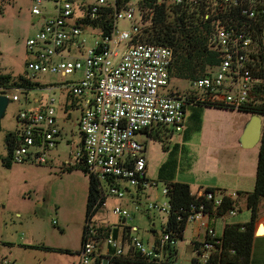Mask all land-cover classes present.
<instances>
[{"label": "built area", "instance_id": "1", "mask_svg": "<svg viewBox=\"0 0 264 264\" xmlns=\"http://www.w3.org/2000/svg\"><path fill=\"white\" fill-rule=\"evenodd\" d=\"M145 1L35 0L32 13L43 16L44 23L27 42L30 59L25 78L52 74L74 80L35 90L0 88V95L10 102H21L24 97L32 105L17 117L20 143L12 153L14 164L49 163L48 154L57 148L63 133L54 92H62L67 119L71 111L80 112L81 144L72 162L85 165L100 196L86 222L79 264H126L132 250L139 253L143 264H166L170 234L163 235L153 248L147 247L133 236L139 228L127 224L132 216L121 204L112 209V215L120 219L117 225L100 218L110 199L123 201L131 194L140 211L142 194L158 188L148 174L146 142L137 136L145 133L150 138L159 127L183 132L189 103L241 110L254 108L264 99V0H157L174 19L184 14L196 25H210V45L222 57L210 75L194 81V90L186 93L170 90L173 48L138 40L142 29L152 25L145 15L155 14L145 7ZM47 3L52 4L51 9ZM121 20L131 21V30L119 31ZM87 32L92 43L85 37ZM130 188L136 192L131 193ZM205 192L197 196L214 201L215 209L222 205V193ZM163 195L166 201L157 197L145 212L165 214L167 223L171 205L166 186ZM225 196L235 202L238 199L235 192ZM205 210L201 205L187 221L188 225L196 223L197 233L205 235L201 242L196 241L201 245L194 253L197 264H213L216 248L221 246L217 221ZM239 212L238 203L226 217Z\"/></svg>", "mask_w": 264, "mask_h": 264}, {"label": "rangeland", "instance_id": "2", "mask_svg": "<svg viewBox=\"0 0 264 264\" xmlns=\"http://www.w3.org/2000/svg\"><path fill=\"white\" fill-rule=\"evenodd\" d=\"M35 0H0V75L14 79L27 74V42L41 30L43 16L33 15ZM52 8L51 3L45 5ZM44 11V7L42 9ZM119 31L131 30L132 22L121 20ZM92 43V35L85 34ZM38 86L65 84L73 77L38 75L31 79ZM192 80L171 79L170 90L186 93L194 90ZM47 94V93H45ZM37 91L31 95L35 98ZM46 96V95H45ZM58 108L59 124L63 129L57 148L48 154L46 165H5L8 158L6 139L18 130L17 117L21 110L31 108L24 97L21 102H10L1 120L0 130V264H79L83 233L87 222L89 174L74 166L72 159L80 150L81 133L78 126L80 112L73 110L70 118L62 107V92L52 94ZM251 114L238 111L217 110L205 106H190L186 113L185 130L170 133L163 141L149 138L145 133L137 136L146 142L149 159V176L158 182V188L142 194L140 211L133 205L130 195L123 201L110 199L100 218H107L111 225L120 219L112 215V209L121 204L132 216L129 226L139 228L134 237L153 248L163 236L167 216L158 212H145L147 204L166 201L163 195L164 180L158 179L164 167V175L181 180L200 182L221 179L230 186L241 185L252 192L255 188L259 160V146L243 149L236 136ZM66 120V123H65ZM241 147V148H239ZM71 162V165L68 163ZM169 176V177H170ZM179 178V177H178ZM231 181V182H229ZM242 182V183H241ZM125 186L129 187L126 183ZM228 186V185H227ZM230 188V187H229ZM230 188V191L235 189ZM195 190L197 187L194 188ZM131 193L136 192L130 188ZM241 212L218 220L227 219L246 224L251 212L245 201ZM109 213V214H108ZM263 222L259 220L258 224ZM257 224V225H258ZM257 229V228H256ZM197 224L188 225L183 240L177 243L176 264H191L194 253L192 242Z\"/></svg>", "mask_w": 264, "mask_h": 264}, {"label": "trees", "instance_id": "3", "mask_svg": "<svg viewBox=\"0 0 264 264\" xmlns=\"http://www.w3.org/2000/svg\"><path fill=\"white\" fill-rule=\"evenodd\" d=\"M146 8L152 9L155 14L151 16L146 14L147 20H152L150 27L142 29L138 40L141 43L153 44L156 46H166L173 48L175 52V60L170 69L171 79H189L192 82L210 75L212 68L217 67L222 57L219 51L212 48L209 42L211 33L210 25H196L195 21H187L186 15H182L174 19L165 13L163 6L157 5V0H146ZM145 1V2H146ZM151 1V4H149ZM108 26V25H107ZM109 31V30H108ZM10 87L25 88L35 90L38 83L25 78V76L14 79L9 75H0V88ZM264 88V85H263ZM190 106H205L214 109H223L230 111H238L247 114H256L263 117L264 120V99L254 108H243L234 110L225 107H215L203 103H189ZM173 131L166 127H159L151 133L154 140L163 141ZM8 158L5 160L6 166H11L12 153L15 147L20 143V135L17 130L16 134H10L7 139ZM73 168L79 167L85 173L89 174L84 164H76ZM164 175V167L161 169L158 179L164 180V185L168 189V199L171 205V212L166 225L163 226V235H171V241L166 246L167 256L166 264H176L178 259V250L176 245L171 244L183 240L184 234L188 227V219L194 212L199 210L201 205H205L207 210L204 212L209 214L214 221L225 218L234 206L241 201H245L247 208L251 212V221L246 224H226L221 237V246L217 247L218 254L213 264H252V256L254 250V242L256 239V228L260 220L261 204L264 201V125L261 144L259 145V160L257 167V176L255 188L252 192H236L238 199L232 201L225 194L227 191L206 189L205 193H222L223 202L221 206L213 207L214 201L200 198L197 194H193L191 187L185 183L174 182L173 175ZM89 194L87 201V219L89 218L93 204L100 196L97 190V182L92 175L89 174ZM104 202V201H103ZM85 229L83 233V241L85 238ZM118 236V233H115ZM82 241V242H83ZM159 242V240H157ZM201 245L195 241L192 242L194 253L199 251ZM126 264H143V259L139 253L131 251L128 258L125 259ZM191 264H197L196 259H192Z\"/></svg>", "mask_w": 264, "mask_h": 264}, {"label": "crops", "instance_id": "4", "mask_svg": "<svg viewBox=\"0 0 264 264\" xmlns=\"http://www.w3.org/2000/svg\"><path fill=\"white\" fill-rule=\"evenodd\" d=\"M217 110H222V109H217ZM245 114H247V113H245ZM249 117H250L249 120H247L246 123L243 126H241V128L238 131V134L236 136V140L238 139L237 142L240 141V138L243 135L244 129L248 125V123L250 122L252 116L250 115ZM241 147H239V148H241ZM246 150H250V149H246ZM148 174H149V159H148ZM173 181L174 182H179V183H185V184L190 185L192 193L193 194H197V195L202 193L203 191H205L208 188L209 189H214V190H224V191H227V193L250 192V191L244 190L245 188L242 187L241 185L233 187L235 189V191H230L229 189L232 188V186H230L231 183L227 184L225 181H222L221 179H216V181H214L211 178V179L203 180V181H200V182H193V181H190V180H181V175H178L177 178H175ZM229 182H231V181H229ZM255 184H256V182H255ZM195 187H197L196 190L194 189ZM241 210H242V206H241ZM261 219H263V222H264V201L261 204L260 220ZM226 224H243V223L242 222H234V221H232L230 219H228V220L226 219L222 223V225H219V222L217 221L215 223V229H216V231H217V233H218V235L220 237L223 234V231L225 229ZM204 238H205V235L202 232L197 233V230L195 231L194 240L193 241L201 242ZM192 251H193V249H192ZM193 253H194V251H193ZM193 258H195V254L192 257V259ZM252 264H264V228L263 227L260 229L259 236H256V239H255V242H254Z\"/></svg>", "mask_w": 264, "mask_h": 264}, {"label": "water", "instance_id": "5", "mask_svg": "<svg viewBox=\"0 0 264 264\" xmlns=\"http://www.w3.org/2000/svg\"><path fill=\"white\" fill-rule=\"evenodd\" d=\"M10 101L7 96L0 95V130L1 120L6 112V109ZM251 120L245 127L242 137L240 138V144L244 149H252L261 144L264 120L262 116L251 114ZM264 228V222H260L257 225L255 232L256 236H259V231Z\"/></svg>", "mask_w": 264, "mask_h": 264}]
</instances>
